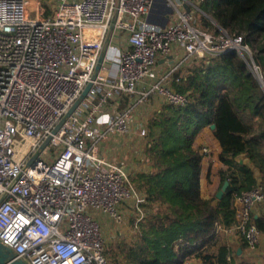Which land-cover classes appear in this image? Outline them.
I'll list each match as a JSON object with an SVG mask.
<instances>
[{"label": "built area", "instance_id": "built-area-1", "mask_svg": "<svg viewBox=\"0 0 264 264\" xmlns=\"http://www.w3.org/2000/svg\"><path fill=\"white\" fill-rule=\"evenodd\" d=\"M202 1L62 0L52 14L37 6L32 16L28 0H0V240L17 258L113 264L101 216L122 222L121 207L132 203L137 226L146 199L125 166L101 154L100 143L130 132L136 108L152 96L187 105L188 93L171 84L187 59L237 50L249 56L264 88V67L243 34L199 24ZM114 30L127 33L126 49L110 43ZM181 47L185 55L161 70L159 58ZM108 61L113 65L103 72ZM89 82L86 96L54 131ZM146 124L138 125L144 138ZM263 200L264 181L235 191L236 220L217 231L236 230L257 248L261 230L252 213Z\"/></svg>", "mask_w": 264, "mask_h": 264}, {"label": "trees", "instance_id": "trees-1", "mask_svg": "<svg viewBox=\"0 0 264 264\" xmlns=\"http://www.w3.org/2000/svg\"><path fill=\"white\" fill-rule=\"evenodd\" d=\"M199 7L205 28L220 26L230 34H243L253 45L254 59L264 67V0H203ZM180 79L176 89L188 93L189 103H165L147 119L145 154L150 169L132 176L146 199V214L131 240L106 251L113 264H184L189 259L236 264L228 259L230 249L217 228L236 220L234 192L252 186L253 171L244 165L241 183L233 173H224L223 181L229 180L224 195H215L216 202L205 198L203 154L193 142L204 125L215 123L223 161L245 153L264 170V88L249 56L237 50L196 61ZM252 219L264 232V216Z\"/></svg>", "mask_w": 264, "mask_h": 264}, {"label": "crops", "instance_id": "crops-1", "mask_svg": "<svg viewBox=\"0 0 264 264\" xmlns=\"http://www.w3.org/2000/svg\"><path fill=\"white\" fill-rule=\"evenodd\" d=\"M110 43L117 45L120 49H126L128 46L127 33L120 30H114V33L110 38ZM184 55L185 50L181 47L174 55H171L168 58L160 57L158 62L160 69L167 70L171 68ZM198 60L200 59H187L179 67L176 76L181 78V75ZM112 65V61L106 62L105 66L107 68H104L103 72H108L107 69ZM180 80H174L171 83L172 86L176 88V83L180 82ZM148 100L151 101L148 103ZM148 100L143 104L147 102L145 107L147 109L152 107V111L159 109L163 104L167 103L158 95L152 96ZM136 116L137 115L135 114L132 122V130L130 132L124 134H111L107 140L100 143L101 154L124 165L131 178L139 171H148L150 169V164L145 154L146 138L139 135L138 129L140 121H145L147 123L148 118L138 121L136 120ZM193 145L203 154L201 193L205 198L212 199L214 202L217 201L214 199V196L224 182V173H233L237 176L239 183H241L246 175V172L243 169L244 165H247V167H250L253 171L255 182L252 185L264 181V170L259 166H256L247 154L241 153L234 158H231L230 162L223 161L220 158L222 145L215 136L211 124H206L200 129L195 135ZM205 146L209 147L208 153L203 152V147ZM123 207L124 211H122L126 214L127 204L123 205L121 208L123 209ZM252 215L255 217L264 216V200L254 206ZM103 217L104 216L102 215L101 219ZM230 225H226V227ZM218 233H220L221 239L227 243L230 249L228 254V259L230 261L234 260L236 264H240V261L264 264V232H261L259 245L255 249H250L245 238L236 230L221 229ZM239 249H241L240 252L238 251ZM240 254L242 255L240 256ZM184 264H201V262L196 259H189Z\"/></svg>", "mask_w": 264, "mask_h": 264}, {"label": "rangeland", "instance_id": "rangeland-1", "mask_svg": "<svg viewBox=\"0 0 264 264\" xmlns=\"http://www.w3.org/2000/svg\"><path fill=\"white\" fill-rule=\"evenodd\" d=\"M62 0H28V4L30 5V10H31V15L35 16V8L37 6H40L43 9V15H49L52 14L53 12H55V10L57 9L58 5L60 4ZM178 3L181 2V0H175ZM201 4V3H200ZM199 4V5H200ZM198 5V6H199ZM48 13V14H47ZM202 10L199 7L196 10V16L198 18V22L199 24H201V26L203 28L204 25L203 23V17H202ZM177 16V13L175 14V17ZM214 21V20H213ZM207 26V25H205ZM210 30L213 31H222L225 30L224 28L218 26V29L216 28H211L209 26H207ZM206 30H208L207 28H205ZM209 30V31H210ZM250 46L252 47L253 45L251 43H249ZM151 100H148L147 102L149 103ZM146 102V103H147ZM141 104L140 106H138L135 110V114L136 116V120L140 121V120H144L145 118L147 119L149 117V115L151 114V112H153L150 109H147L145 106L147 104ZM151 110V111H150ZM147 125V124H146ZM126 205V204H124ZM127 213H124V220L122 222H117L116 220L108 217V216H104L102 218V229L103 232L106 236L107 242H108V247L109 248H113L117 245L118 242H120L121 240H131V237L133 236L137 226H136V219H137V208L134 204L130 203L127 204ZM145 209V207H144ZM124 211V207L122 209ZM133 229V230H132Z\"/></svg>", "mask_w": 264, "mask_h": 264}, {"label": "water", "instance_id": "water-1", "mask_svg": "<svg viewBox=\"0 0 264 264\" xmlns=\"http://www.w3.org/2000/svg\"><path fill=\"white\" fill-rule=\"evenodd\" d=\"M190 7H188L189 9ZM104 61V52H102L99 56L98 59V63L96 65V70L99 71L101 69L102 63ZM92 85V82H89L86 87L84 88V90L82 91V94L80 95V97L74 102V104L70 107V109L68 110V112L66 113V115L60 120V122L57 124L56 128L54 129V131H56L61 125L62 123L66 120V118L74 111V109L79 105V103L81 102V100L86 96V94L88 93L90 87ZM211 127L214 128L215 127V123H211ZM50 137H48L42 144V146H45L48 141H49ZM229 185V180H226L222 187L218 190V192L216 193L218 198H221L227 187ZM241 249H239L238 251L240 252ZM0 264H29V262L23 258H17L16 254L14 252V250L6 245L5 243H3L0 240Z\"/></svg>", "mask_w": 264, "mask_h": 264}]
</instances>
